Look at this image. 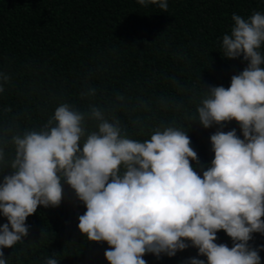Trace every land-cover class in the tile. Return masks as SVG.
<instances>
[{"label":"trees","instance_id":"1","mask_svg":"<svg viewBox=\"0 0 264 264\" xmlns=\"http://www.w3.org/2000/svg\"><path fill=\"white\" fill-rule=\"evenodd\" d=\"M167 3L164 11L138 0H0V185L13 174L12 137L44 130L64 103L88 114L81 150L87 135L98 131L90 115L95 107L109 122L119 121L122 135L134 141L168 127L185 132L199 161L190 163L201 178L214 159L212 135L235 130L244 139L235 120L203 127L198 108L212 87L229 88L232 77L249 66L243 56L223 55V36L231 34L233 14L246 20L264 14V0ZM258 51L264 55V45ZM62 188L60 205L39 206L26 220L29 235L2 249L7 264H46L50 258L58 264H109L107 242L89 241L79 230L86 205L64 180ZM6 223L0 212V228ZM185 243L175 256L147 253L143 259L207 264L191 241ZM215 243L234 246L223 230ZM248 246L264 264V233H253Z\"/></svg>","mask_w":264,"mask_h":264},{"label":"clouds","instance_id":"2","mask_svg":"<svg viewBox=\"0 0 264 264\" xmlns=\"http://www.w3.org/2000/svg\"><path fill=\"white\" fill-rule=\"evenodd\" d=\"M138 2L168 8L167 0ZM232 20L223 55L243 56L249 66L232 77L229 88L207 92L198 121L210 128L235 120L244 139L235 130L212 135L214 159L201 178L190 163L199 161L185 132L168 127L134 141L122 135L119 121L109 122L93 107L98 131L87 135L81 150L88 114L61 104L44 130L12 137L13 174L0 185V212L8 220L0 228V264H7L2 249L29 235L26 220L39 206L60 205L62 180L86 205L81 233L110 246L109 264H146L147 253L175 256L188 247L185 241L207 264H261L248 242L253 233H264V55L258 51L264 45V14L254 12L247 20L233 14ZM221 230L233 247L215 243ZM190 264L204 261L192 258Z\"/></svg>","mask_w":264,"mask_h":264}]
</instances>
